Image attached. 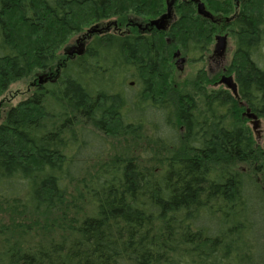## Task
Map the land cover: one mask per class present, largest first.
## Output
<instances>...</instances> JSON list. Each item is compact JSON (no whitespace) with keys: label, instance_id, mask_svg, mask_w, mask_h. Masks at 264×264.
<instances>
[{"label":"trees","instance_id":"trees-1","mask_svg":"<svg viewBox=\"0 0 264 264\" xmlns=\"http://www.w3.org/2000/svg\"><path fill=\"white\" fill-rule=\"evenodd\" d=\"M165 2L0 0V95L35 69L53 70L68 32L111 18L147 21ZM177 3L168 32L96 38L54 83L7 110L0 202L41 220L37 234L0 226V264H264V146L229 91L194 94L175 83L163 36L204 50L212 37L193 2ZM238 27L231 68L240 99L264 118V52L255 51L264 40L259 26ZM145 127L157 149L112 153L111 139H143Z\"/></svg>","mask_w":264,"mask_h":264},{"label":"flooded vegetation","instance_id":"flooded-vegetation-1","mask_svg":"<svg viewBox=\"0 0 264 264\" xmlns=\"http://www.w3.org/2000/svg\"><path fill=\"white\" fill-rule=\"evenodd\" d=\"M169 1L171 0H166L165 2L166 4L165 10L162 13H160L157 17H154L151 20L159 18L161 15L166 13ZM173 1L174 3L172 6V10H173L172 18L170 19L169 24L165 30H158L156 27L149 25V22L151 20L145 21V20H141L138 17H129L127 21L124 23V27L120 26L122 25V22H120L116 18H111L113 19V21L111 22H109L110 19L101 20L100 22L101 27L98 28L99 31L94 32V35H96L94 36L95 38L90 40L88 43L86 42L88 38L84 41L78 42V44L83 43L84 45V50L81 54H78L77 51H75L74 54L69 56V59L66 58L63 61H57L56 64L57 66L53 70L49 69L48 71H42L41 73H39V75L46 74L48 76L46 82L40 84L39 79L35 78L30 86L33 87L36 91L43 85L54 83L59 76L58 75L59 73H57L59 71V68L63 64H66V62L75 60L78 57L82 56L86 52L89 43L96 38H101L107 35H117L120 37H126V36H134L135 34L144 35V36L147 35L152 37L159 31L168 32L172 24L178 19L177 2L184 3L185 5H187V3L189 2H193V4L196 6V13L199 16V18L208 24H212V27L210 28L212 29V37H210L211 40L207 50H204L203 43L198 44L191 41L189 42L186 41L183 47L177 48L176 51L179 50L180 55L177 57H173L175 59V66L177 68L176 63L179 58L184 59V63L182 64L183 70L180 71L178 69L179 72H183V71L185 72L186 66L193 63L194 64L207 63L209 74L207 76L205 74L206 76L205 81L199 80V82H197L199 86H203L200 89L206 91V94L212 92L213 94H216L217 97L220 94L221 89L225 91L226 90L229 91L234 97H236L240 101V105L245 107V110L242 113V117L246 119L247 124L248 122L250 123L251 120L246 115H244L247 109L250 108L247 107L246 103L240 99L239 85L237 82L236 73L232 71L231 68L232 63H229V66H225V62L228 55H231L233 59L234 56H236V54L241 52L239 51L240 46L238 45V41L241 36L238 30L239 29L238 26L242 22H251L259 26L256 30L258 36L257 39L258 43L261 40H264V0H212L213 3L212 10L208 8V4H206L207 0H173ZM200 3L203 5L204 8L203 11H201L199 8ZM134 28H137V31H134L133 30ZM165 36L167 38L166 41L172 42L170 37H168L167 35ZM218 36H226V48L222 56L215 55L214 53ZM92 37L93 34H91L89 38L91 39ZM249 51L251 53L252 48L249 49ZM255 51H259L263 53L264 45H260L259 47L256 48ZM198 71L199 73H201L202 71L203 72L206 71V69L199 68ZM224 76H231L233 78L234 82L237 85V93H234L233 90L229 88L225 82L222 81V77ZM132 83L134 84V81H132ZM208 86L211 87V90L207 88ZM250 111L252 113H255L258 116V118L261 120V133H262V122L264 118L260 117L256 112L252 111L251 109ZM251 131L252 133H254L252 125H251Z\"/></svg>","mask_w":264,"mask_h":264},{"label":"rangeland","instance_id":"rangeland-1","mask_svg":"<svg viewBox=\"0 0 264 264\" xmlns=\"http://www.w3.org/2000/svg\"><path fill=\"white\" fill-rule=\"evenodd\" d=\"M208 4V8H210L212 10V0H207ZM128 19V18H127ZM151 20V19H149ZM148 20V21H149ZM113 21V19H110L109 22ZM127 21V20H126ZM101 21H96L94 23L88 24V25H84L82 29H80V31L76 32H68L66 36V43H64L62 46H58V48L56 49V45H55V53H56V58L57 61H63L66 58L69 59V56L67 54V50L70 49L72 46L74 45H78V42L80 41H84L88 38V40H86V42L88 43L90 40H92L93 38H95L94 36V32L93 37L90 39V35L88 33L89 29L93 28L94 26H98L97 30H99L98 28L101 27L100 24ZM107 23V22H106ZM100 24V25H99ZM121 27H124V24L120 25ZM18 28V26H17ZM21 28V27H19ZM18 28V29H19ZM20 30V29H19ZM22 31H24L23 33L21 32V36L22 38H26L27 41H30L31 39H33L34 33L30 31L29 28L27 27H22L21 28ZM134 31H137V28L133 29ZM161 32V31H159ZM162 36V35H159ZM164 42L167 45L168 48V52H169V57H171V65L174 66L172 73L175 74L176 79H175V83L181 87L184 88H188L190 89L194 94L201 90L200 88L203 86H199L197 82H199V68H203L206 69V71H204L206 74V76L209 74L208 71V67H207V63H197V64H190L187 65L185 68V72H179L178 68H176L175 66V59L174 54L177 48H180L179 46H177L176 44H174V41L172 42H168L166 41V36H163ZM90 44V43H89ZM59 45V44H58ZM232 61V56L228 55L226 62H225V66H229V63H231ZM42 70H38L35 69L33 71V74L25 79H20L17 80L13 83L10 84L8 90L5 93H2L0 95V122L4 119V116L7 112L8 109H10L13 106H16L18 103H20L21 101L26 100L27 98H29L32 93L35 91V89L33 87H31V83L33 82V80L35 78H38L39 73H41ZM203 72V71H202ZM209 77V76H208ZM129 82H131V80H129ZM129 82L127 83V85L129 84ZM196 82V83H195ZM176 85V86H177ZM128 89L129 85L126 87ZM132 90L131 91H136L137 88L132 86ZM209 90H211V87H207ZM130 91V90H129ZM128 91V92H129ZM197 95V94H196ZM248 125L251 128V124L248 122ZM140 131V130H139ZM141 132L144 135L143 139H138L136 137H134V135H127L124 136V138H114L111 139V144H112V153H128L130 155L134 154L136 156L141 155L145 150L147 149H154V148H158L156 146V144L154 143L153 140V132L152 129L150 128H144L143 130H141ZM262 137L261 139H257L255 134L253 133V136L255 138V142L263 147L264 146V120L262 122V133H261ZM238 169L240 170H246V171H250L249 165H238L237 166ZM251 172V171H250ZM258 177V176H257ZM261 178V177H259ZM263 178V177H262ZM261 178V180H262ZM263 184H264V179L262 180ZM71 190V188H70ZM70 197V196H69ZM73 200L71 197L68 198V201ZM11 212H13L11 209H9L5 204L0 202V226L3 224H6L8 227H10V230H12L14 235H17L18 232L20 230H23L19 225V224H15V223H23V224H28L30 226H32V229H30L32 231L33 234H37L38 232H40L39 227H38V223L41 219L37 218L35 216H31V218H29L28 216H20L19 213L16 214H12ZM32 235V234H31Z\"/></svg>","mask_w":264,"mask_h":264},{"label":"water","instance_id":"water-1","mask_svg":"<svg viewBox=\"0 0 264 264\" xmlns=\"http://www.w3.org/2000/svg\"><path fill=\"white\" fill-rule=\"evenodd\" d=\"M174 1L171 0L168 2V8L166 13L161 15L159 18H156L154 20H151L149 22L150 26L156 27L158 30H165L169 24L170 19L172 18V6ZM199 8L201 11H203V5L200 3ZM98 26H94L93 28L89 29L88 33L92 34L93 32L99 31L97 30ZM77 48V49H76ZM226 48V36H218L217 37V43L214 49L215 55L222 56L225 52ZM84 50L83 43L78 44L77 46H73L70 49L67 50L68 56L72 55L77 51L78 54H81ZM180 55V51H176L174 54V57H177ZM184 63V59L179 58L177 60V68L181 71L183 70L182 64ZM39 83L42 84L47 81L48 76L46 74H41L38 76ZM222 81L226 83V85L233 90L234 93H237V85L234 82L233 78L231 76H224L222 77ZM250 120L251 125L253 128V131L255 133L256 138L259 140L261 139V120L258 118V116L255 113H252L250 109H247L245 114Z\"/></svg>","mask_w":264,"mask_h":264}]
</instances>
